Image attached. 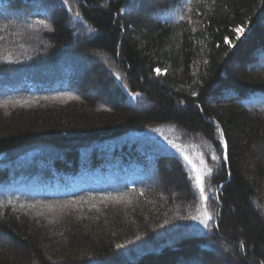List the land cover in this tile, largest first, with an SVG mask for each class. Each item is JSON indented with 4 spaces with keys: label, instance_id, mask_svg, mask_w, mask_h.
I'll return each mask as SVG.
<instances>
[{
    "label": "trees",
    "instance_id": "obj_1",
    "mask_svg": "<svg viewBox=\"0 0 264 264\" xmlns=\"http://www.w3.org/2000/svg\"><path fill=\"white\" fill-rule=\"evenodd\" d=\"M130 5L0 0V42L11 46L22 23L50 44L0 53V103L11 106L0 112V232L16 243L0 245V264H221L219 232L240 264L249 256L264 264V70H246L253 46L264 52V0H150L138 13ZM156 9L164 15L151 19ZM101 53L114 72L101 69ZM88 57L90 67L76 71ZM78 74L113 85L124 105L95 111ZM41 97L53 102L29 104ZM148 100L154 108L139 106ZM210 153L227 159L214 163ZM185 156L212 168L207 201ZM33 162L46 168H28L35 180L23 185L21 169L9 168ZM170 186L176 198L166 197ZM48 203L59 214L50 229L66 230L65 240L23 209L38 204L49 217Z\"/></svg>",
    "mask_w": 264,
    "mask_h": 264
},
{
    "label": "rangeland",
    "instance_id": "obj_2",
    "mask_svg": "<svg viewBox=\"0 0 264 264\" xmlns=\"http://www.w3.org/2000/svg\"><path fill=\"white\" fill-rule=\"evenodd\" d=\"M130 3H131V5L128 8V12L129 13H138L137 10L144 11L145 6L150 3V0H130ZM37 8H38V6H36V5L28 7V9H31V10H35ZM48 8H50V7H48ZM27 11H29V10H27ZM161 14H162L161 11L156 9V10H154V14L150 13V18L155 19V18L159 17ZM142 15H145V14L142 12ZM163 15L164 14H162V16ZM15 30H16V32H13V34H15V35L12 34L15 39L13 37H11V40H12L11 46H14L16 51H14L13 49H11V51L15 52L16 55L20 56V55L24 54L25 52H29L30 50H35L38 47L39 48L40 47L45 48V45H47V46L50 45L49 41L47 39H42L40 36L34 35L30 32H26V29L23 28L22 23L19 24V26L17 25ZM81 32L83 34H88L87 29L84 27L81 29ZM18 37H21V38L19 39ZM17 40H20L19 41L20 43L15 44ZM0 43H1L0 48H2V49H0V53L6 52L8 50V48L11 47V46L7 47L8 43L6 45H4V43H2V42H0ZM72 48H74V47H72ZM252 49L253 50H252V54H251L252 55L251 59L254 58L256 60V62H252V64H249V66H248L249 68H247L246 70H251V71H256V72L259 70H264V52L260 48V44H255V46H253ZM95 57L99 61L101 60V63L99 64L101 69H103L102 66L103 67L105 66L107 69L113 70V72H114V70H115L114 66L117 63L114 65V62L112 61V59L109 55H105V54L101 53V54H97ZM95 57H94V59H95ZM102 60L108 61L110 63L108 65V67L103 63ZM78 61L75 64L76 65V71L80 70L84 67H87V68L90 67V65H88V63H92L94 60L92 61L90 59V57H88V59L81 58ZM234 68H236V66ZM103 70L106 72L105 69H103ZM112 76H113L116 83H117V80L121 79L120 75H118L117 72H115ZM87 77L88 76L86 74L83 75L82 77L80 76V74H78L77 75V82L79 81L81 83V92L83 95V99L92 100L94 102V104H96L95 111H104L105 112L106 110L109 109L108 107L114 108L116 103L118 104V106L124 105L123 104L124 100H123L122 96H119L118 93H116L113 85H110V84L107 85V84H103V83H96V84L94 83L90 86L87 82ZM68 78H70V77H68ZM54 79H55V77L52 78V80H54ZM225 94L228 95V92H225ZM230 95H232V94H229L228 96H230ZM43 98H45V97H41L40 100H37V99L32 100V102H34V103H29V104H34L33 106H37V105L47 104L51 101L53 102V100L49 101V99H47V98L43 99ZM57 98H59L60 100H65L68 97H66V95H60V97H57ZM7 103H8V101H3L0 103V104H3V105H0V112L5 107H8V109H9V107H11V106H8L9 104H7ZM139 106L145 107V110H150V109L154 108L155 104H154V102L148 100V101H143L142 103H140ZM106 112H110V111H106ZM248 113L251 115L260 114V113H253L250 111H248ZM1 116L5 118V117H8V114H2ZM260 116H261V114H260ZM152 131L153 130H151V132ZM151 135L154 136L153 134H151ZM158 138L161 140H164V141L167 140V137L165 135H158ZM257 154L259 155V157L264 156V152H262V151H260V152L257 151ZM12 155H15V154H12ZM101 163L104 164V165H101V167L103 168L105 166V162H101ZM101 163H97L94 166L95 167L100 166ZM31 164L32 165H24L23 164L22 165L23 167H20V168H23V169H28V168H33V167H34L33 169L46 168V165H44V166L35 165V164H41V163L33 162ZM11 167L12 168H9L10 170H17L16 167H18V165L12 164ZM164 182H165L164 176H161L157 185L163 186ZM169 189L170 190L167 189L168 192H167V194H165L166 197L173 198V196H174L176 198V196L180 194V189L177 188V186H174V187L170 186ZM258 196H260V198H264V192H262ZM55 204L56 205L54 207H62V206H66L67 204H69V202H63L61 204L55 203ZM42 205H44V204H42ZM47 205H49V203ZM47 205H44V206H47ZM253 205L254 206L256 205L255 202H253ZM40 206L38 204H28V205H25L23 209H24V212H26V213H29V214L33 213L34 215H32V218H35L38 220L45 218V220L47 221L48 224L43 223L41 225L47 226L46 228H48V231L51 234L50 236L52 238H55V239L58 238V239H64L65 240L64 236H65L66 230H64L62 232L61 229L60 230L59 229H57V230L50 229L51 228L50 225H52V223L54 224V222H56V220H57V217H54V216H59L58 211H56V209H51L50 205H49V206H47V213H49L50 216L49 217L40 216L42 214V212H40ZM255 207H257V209H258V206H255ZM23 209H21V210L23 211ZM258 210L262 215H264V212H261L260 209H258ZM204 212H205V210H204ZM207 213H208V210H207ZM33 216H35V217H33ZM22 217L25 218L28 222H33V223L35 222L36 225H39L37 223L41 222V221L37 222L36 220H31L29 218V216H26V215L22 216ZM72 219L75 222H78V219H76V218H72ZM204 220H206V218ZM84 229H86V228H84ZM88 229L89 228H87V230ZM50 230H51V232H50ZM219 233H220L219 235L223 236V237H221L222 238L221 241H218L216 243L217 252H215L214 256L216 258L220 259L221 264H240L239 259H238V257H236L235 252L233 250L234 245H235L234 241H231L229 238H227V236H225V234L223 235L222 232H219ZM224 236L227 239L224 238ZM0 245H2L3 247H11V246L16 245V243L12 237L7 236L3 232H0ZM208 254H211V253H208ZM188 255L190 256V254H188ZM242 257H245V255H242ZM181 259H182V257H181ZM245 260L248 264H262V263H259L258 260L254 259L250 256L245 257ZM56 263H58V261L51 262V264H56Z\"/></svg>",
    "mask_w": 264,
    "mask_h": 264
},
{
    "label": "snow or ice",
    "instance_id": "obj_3",
    "mask_svg": "<svg viewBox=\"0 0 264 264\" xmlns=\"http://www.w3.org/2000/svg\"><path fill=\"white\" fill-rule=\"evenodd\" d=\"M61 2L64 5H66V6L68 5V0H61ZM69 10H70V8H69ZM74 18L80 19V13L76 12ZM181 19H183V17H181ZM237 31H242V29H238ZM157 72L159 73V69H157ZM133 95H138V94H133ZM193 95H195V93H193ZM169 143H171V141ZM173 147L176 148L178 151L180 150V146L179 145L173 144ZM209 158H210V160L212 162L219 163L222 160H226L227 159V155L224 154L223 156H217V155H214V154L210 153L209 154ZM184 159L187 160L190 165H192V168H193V170L195 172L196 184H197V186L200 189L201 197L205 201H207L209 198L204 195V192H205L204 178H205V175L211 176L212 168L208 167V165H207L205 159L203 158V156H201V159L199 160V164L202 165L203 168H198L195 164H193L192 160H190L188 158V156H185ZM205 215H206L207 219L204 221V223H207V220L211 219V215L209 213H207V209H205ZM192 219H197V217H192Z\"/></svg>",
    "mask_w": 264,
    "mask_h": 264
}]
</instances>
